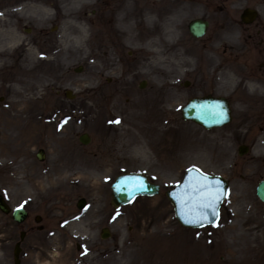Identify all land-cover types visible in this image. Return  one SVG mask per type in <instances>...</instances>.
Masks as SVG:
<instances>
[{
	"label": "rangeland",
	"instance_id": "obj_1",
	"mask_svg": "<svg viewBox=\"0 0 264 264\" xmlns=\"http://www.w3.org/2000/svg\"><path fill=\"white\" fill-rule=\"evenodd\" d=\"M54 1L46 4L47 15L33 16L25 7L30 3L28 0H0V43L5 35L1 37L2 29L15 32L20 39L19 45L4 48L7 56L0 77L24 62L26 55L36 56L29 62H39V72L32 70L29 76L34 89L24 91L19 98L9 88L12 83L0 80V129L11 126L8 132L14 137L22 139L20 131L26 137V141L19 143L25 148L16 151L14 158H0V162H6L0 168V193L11 208L24 207L29 214L27 220L18 226L9 215L0 212V264L13 263L12 249L21 231H25L26 236L21 244L20 264H104L105 261L111 264L105 260L107 256L135 242L136 237L147 232L142 229L156 230L164 223L167 228L163 230L175 232L179 241L194 239L199 246L207 248L218 239L227 237V230L232 225H242L243 237H234L233 240H237L241 247L246 240H252L250 245H259L264 251V205L255 196L256 184L264 179V125L259 123L262 117L256 115L263 114L259 111L264 108L258 109L247 101L238 102L242 88L234 89L238 85L237 79L228 83L221 74L219 79L233 102L231 124L206 132L182 122L177 112L187 97L181 92L183 67L190 69L192 75L199 71L203 73L197 55L199 50L210 48L206 51L208 61L215 66L218 50H232L227 69L231 68L233 73L237 69L239 76L237 53L245 48L237 18L245 6H254L260 12L259 22L263 26L260 29L264 34V0H242L235 16L226 11L225 0H173L175 7H191L192 11L174 23L178 38L189 37L187 23L193 18L204 17L210 21V28L203 41L196 43L193 39L198 49L192 50L196 55L195 62L187 63L182 58L175 64L166 60L164 69L149 63L152 52L143 50L137 41L124 44L111 31L115 11L109 12L110 6L120 0H93L91 7L78 10V16L87 18L89 27L94 30L86 42L73 32L75 22L66 12V2ZM170 15L171 12L167 11L163 21L160 19L159 22L172 25V22H166ZM228 19L235 26L232 35L218 31L223 22L230 21ZM104 41L117 44L109 50H101ZM189 43L186 38L183 40L184 46ZM169 51L184 50H158L161 55ZM76 66H83L80 74L73 72ZM205 68L206 73L211 74L209 66ZM142 80L147 83L140 90L138 84ZM208 84L202 83L203 91L213 88ZM64 90H71L76 95L74 100L65 99ZM26 96L34 101L23 103L21 100ZM17 102L18 106L15 105ZM150 102L154 116L145 120ZM262 103L264 107V96ZM163 127H170L173 136L182 132L188 140H198L201 150L190 147L188 151L177 153L174 148L176 153L169 158L168 152L163 150L164 137L148 141L150 129L156 128L159 133L158 129ZM65 130L67 138L59 139ZM83 132L90 136L88 145L78 142L77 138ZM109 136L112 140L108 139ZM167 141L180 145L176 137ZM140 143L144 144L147 153L143 159L135 152ZM240 144L250 148L241 160L236 153ZM39 148L46 154L42 163L35 160ZM60 150L61 156L69 159L62 168L65 182L57 189L51 186L46 189L45 196L52 195L49 198L42 197L44 192L38 196V188L34 185L43 182L41 184L46 188L54 180L55 176L47 178L45 174ZM190 166L207 174L220 175L229 183L219 221L208 228L183 229L174 219L164 196V192L176 184ZM125 171L146 174L160 186L159 194L137 198L132 204L113 210L109 204V185L117 174ZM79 198L85 199L83 210L76 209ZM70 214L84 221L88 228L86 235L69 231L67 220ZM36 215L41 217L40 223L34 222ZM103 227L110 232L107 240L100 239ZM188 252L197 254L193 248ZM226 256L224 250H217L214 260L221 262ZM125 260L129 261L128 258Z\"/></svg>",
	"mask_w": 264,
	"mask_h": 264
},
{
	"label": "bare ground",
	"instance_id": "obj_2",
	"mask_svg": "<svg viewBox=\"0 0 264 264\" xmlns=\"http://www.w3.org/2000/svg\"><path fill=\"white\" fill-rule=\"evenodd\" d=\"M28 1H30V3L25 4V7H27L33 16H42L49 13L46 4L48 2L50 3V0H36V2L34 0ZM61 1L62 0H55L54 2ZM181 1L187 2L188 0ZM241 1L242 0H225L226 11L234 16L238 11L237 5ZM64 2H66L67 14L70 15L75 22L72 25L73 32L78 35V37H81V40L85 42L88 41L91 34L94 33V30L93 27H89L87 18H81L78 16V10L91 7L93 5V0H64ZM18 9H21V7H18ZM111 10L115 11V16L112 19L114 26L111 27V31L116 33L118 39L124 44H128L131 41H137L140 44L143 42V50H149L153 54L149 63H154L161 69H164L163 65L165 61L167 58L173 56V52L166 56L164 54L161 55L157 50H187L180 47L182 38L180 40L176 36V28L173 25L175 22H179L180 18L191 13V7H175L173 0H120L118 4L115 3L110 6L109 12H111ZM167 11H170L171 15L167 18L168 20L166 22H172V25L170 23L165 24L164 22H159L160 19L163 21L162 17ZM228 20L230 21L224 22V25L219 32L232 35L235 26L234 24H230L232 21L231 19ZM200 24L204 25L202 33L209 32L208 23L195 21L193 23V34H199ZM1 31L3 32L1 37H3L4 34L5 35L3 37L4 40L0 43V48H3L2 50L0 49V72L5 69L3 66L4 58L7 56V50L4 48H11L15 45H19L20 41L15 32L3 29ZM173 38H175L174 41H172ZM104 42L105 46L100 47L101 50H109L113 45L115 46L117 44L115 41H112L113 44L109 41ZM35 59L36 56L34 54H30L29 57L26 55L24 62L7 70L8 75L0 77V80L12 83L9 88L16 92L18 98L24 91L31 92L34 89V86L30 85L29 76L31 75L32 70L39 72V62L38 60L29 62V60ZM225 79L233 82V76L230 73L225 74ZM248 88L250 90L253 89L252 86H249ZM21 101L25 103L26 101L33 102L34 100L29 96H26ZM15 105L18 106L19 102L15 103ZM147 110L149 111L148 113H145V120L146 117L150 118L154 116L153 105ZM21 127L22 123L19 125V128ZM10 128L11 126H8L3 130L0 129V158H14L16 156V151H21L25 148V145L22 147L19 146V143L21 145L26 141L24 133L20 131V136L23 138L18 139V137H14V135L8 132V129ZM149 131L151 137L148 141L155 140L156 138L160 139L161 136H166L171 132L169 128L160 131L159 133L155 129H150ZM65 138H67V130H65V132L59 137L61 140ZM108 139L112 140L110 136ZM148 141H145V143L149 145ZM174 147L177 150L179 148V151L186 150L190 147H194L196 150H201V143L198 141L189 143L188 141L183 140L180 142L179 146H177V144L168 145V153L171 154ZM217 147L219 150H222L220 145H217ZM227 151H229V148ZM135 152L138 154V157L142 159L147 155L144 144L142 143L137 145ZM61 154L62 151L60 150L53 160L51 169L45 174L48 178L55 176V178H53L54 180L50 183L53 188H57L64 183L63 179L59 177L63 176L62 168L64 167V162L69 159L67 156L62 157ZM5 165L6 162H0V168H3ZM41 183L34 185L38 188V196L43 193L45 189ZM49 196H51V194H47L46 198H49ZM67 228L69 231L77 235H86L88 230L87 225L78 216L69 219ZM166 228L167 224L164 223L158 226L156 230L142 229L144 232L147 231L144 235L136 237L135 242H132L131 245L120 247L113 254L107 256L105 260L109 261L111 264L112 260H114V264H264V251L262 247L259 245H250L249 242L252 240H246L245 244L241 247L237 240H233L234 237H243L244 229L242 225H240V227L235 224L232 225L227 230V237L218 239L211 248L199 246L198 243H195L194 241H179L176 238L175 232L163 230ZM248 233L249 231L246 232L247 235ZM190 248H193L197 254L193 255L189 253L188 250ZM217 250L220 252L224 250L227 254L226 258L221 262H216L214 260ZM126 258L129 259L128 262L125 260ZM104 264L108 263L105 261Z\"/></svg>",
	"mask_w": 264,
	"mask_h": 264
},
{
	"label": "water",
	"instance_id": "obj_3",
	"mask_svg": "<svg viewBox=\"0 0 264 264\" xmlns=\"http://www.w3.org/2000/svg\"><path fill=\"white\" fill-rule=\"evenodd\" d=\"M200 31L198 35H201L203 32V28L204 25L200 24ZM193 24L191 25V30L193 31ZM188 113L191 114L192 118L201 122V123H207V124H214L216 120V116H212V115H208V112H204L202 109H198L196 110V107L193 105L191 108L188 109ZM83 140V138H81ZM83 142H85V140H83ZM128 177V176H125ZM122 178V177H121ZM137 180L136 179H132L129 180L127 182H122L120 181V185L118 188H116L115 185H113V189H112V204L116 207L119 204L123 203H127L128 201L132 200V198L137 195V194H142L145 193V189L144 187L147 185L146 184V180L141 177V176H137ZM119 179V178H118ZM117 179V180H118ZM155 187H151V189L146 190V192L148 193H152V191H155ZM224 191V186H222V192ZM258 194L260 195V197L264 200V183H262L259 188H258ZM0 208L5 210V206H1V202H0ZM7 211V210H6ZM21 214H19V221L23 220L25 217V214L20 212Z\"/></svg>",
	"mask_w": 264,
	"mask_h": 264
},
{
	"label": "snow or ice",
	"instance_id": "obj_4",
	"mask_svg": "<svg viewBox=\"0 0 264 264\" xmlns=\"http://www.w3.org/2000/svg\"><path fill=\"white\" fill-rule=\"evenodd\" d=\"M203 180H207V177H202L200 180L191 179L186 187V192L190 194L184 203L188 207L189 216L192 217L186 220V223L198 224L208 212L216 214L222 193L219 190L211 191L210 186L203 183Z\"/></svg>",
	"mask_w": 264,
	"mask_h": 264
},
{
	"label": "flooded vegetation",
	"instance_id": "obj_5",
	"mask_svg": "<svg viewBox=\"0 0 264 264\" xmlns=\"http://www.w3.org/2000/svg\"><path fill=\"white\" fill-rule=\"evenodd\" d=\"M258 33L253 37L249 50H243L242 60L244 62L245 75L247 77L264 76V50L256 48Z\"/></svg>",
	"mask_w": 264,
	"mask_h": 264
}]
</instances>
